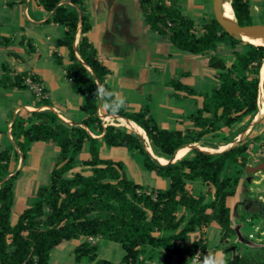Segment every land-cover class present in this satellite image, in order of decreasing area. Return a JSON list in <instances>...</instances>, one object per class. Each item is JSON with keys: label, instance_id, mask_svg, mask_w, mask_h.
Listing matches in <instances>:
<instances>
[{"label": "trees", "instance_id": "16d2710c", "mask_svg": "<svg viewBox=\"0 0 264 264\" xmlns=\"http://www.w3.org/2000/svg\"><path fill=\"white\" fill-rule=\"evenodd\" d=\"M34 2L46 15L50 14L44 23L53 22L65 28L56 44L68 50L65 76L70 79L73 91L86 96L79 107L85 117L81 124H69L55 110L35 109L27 118L12 121L13 140L15 130L23 137L15 141L23 161L25 149L34 141H51L59 147V155L49 183L38 188L37 199L21 210L13 223L10 214L14 180L19 171L6 178L12 173L11 153L7 148L0 150V264H49L52 249L64 241L81 238L73 249L75 260L86 257L92 264H144L153 258L156 249L164 252L162 264H171L173 257L177 264H193L196 258L203 260L214 255L207 234L210 222L217 221L221 227L220 244L236 234L227 199L236 193L239 174L247 165L248 143L241 142L220 153L192 147L175 162L161 164L150 157L135 132L124 126L105 124L100 114L131 119L143 128L153 151L170 158L180 146L198 142L220 126H230L258 112L264 44L248 32L242 33L240 39L233 37L214 15L202 18L198 27L183 12L182 0H138L149 28L168 38L176 48L197 54L225 43L234 57L230 64L217 54L207 58L206 64L216 71L218 80L210 94L198 93L177 78L166 83L175 90H186L187 94L182 96L185 99L189 95L201 97L200 105L187 117L190 128L168 129L158 124L148 104L135 111L127 110L124 105L117 112L104 107L105 99L98 89L104 88L111 94L110 101L118 99L107 82L110 68L87 37L92 28L87 0ZM222 11L224 17L235 16L240 24L253 23L249 0H226ZM0 42L9 45L12 39L2 37ZM27 44L29 50H35L32 43ZM238 45L244 49H238ZM28 78L33 83L41 82L36 73L22 72L15 74L8 85L28 88ZM39 88L43 95L45 88ZM40 100L44 103L39 106H50L47 97ZM100 143L139 152L145 168L169 177V186L148 187L129 179L122 161L100 156ZM85 147L89 157L81 165L89 168V174L73 171L76 156ZM232 166L239 169L227 171ZM195 180L204 184L205 192L194 193L188 183ZM89 237L119 243L123 250L121 260L115 263L97 259V241L92 242ZM226 261L227 264H264V258L238 253L230 254Z\"/></svg>", "mask_w": 264, "mask_h": 264}, {"label": "rangeland", "instance_id": "374dc122", "mask_svg": "<svg viewBox=\"0 0 264 264\" xmlns=\"http://www.w3.org/2000/svg\"><path fill=\"white\" fill-rule=\"evenodd\" d=\"M249 1L252 6L253 23H264V0ZM99 2L107 14H104V10L102 13L97 10ZM87 5L93 24L89 36L91 41L100 47L102 41L99 40V44L98 39L101 37L102 26L110 37V40H103L104 44L100 50L110 54V59L106 63L112 70L108 76V83L115 90L117 98L124 99L125 108L135 111L148 104L160 126L182 131L190 128L192 125L187 117L200 105L201 97L189 95L185 99L182 96L187 94L186 90H175L166 83L177 78L198 93L210 94L218 80L216 71L206 64V60L212 54H217L229 63L232 61L231 57L234 59L231 48L225 43H219L215 50L210 49L197 54L176 48L168 38L149 28L138 0H87ZM183 5V12L193 18L198 27L202 18L214 15L212 0H183ZM26 6L28 9L25 12ZM36 11L38 10L34 0H0V40L2 37L12 39L9 45L0 42V150L6 148L10 150L13 157L11 172L19 171L13 188L14 201L10 214L13 223L21 210L37 199L38 188L49 183L51 171L58 160L59 147L51 141H34L25 149V159L22 160V154L15 141H21L23 137L17 135V130L15 141L9 136L8 121L15 118L18 120L27 112L22 107L21 112L15 113L14 108L17 105L32 103L39 106L44 101L40 100L42 95L38 96L29 83L28 88L22 89L10 87L8 84L14 80L17 73L41 74L42 77L39 76L48 89L49 104L60 105L59 98L67 99L68 103L63 105L62 110L74 119L82 114L76 106L78 97L86 100V96L72 91L69 83L65 82L63 70L66 66L61 61V55L67 53V49L56 44V39L63 36V25L53 22L36 24L31 19L36 16ZM27 43L38 46L37 54H34L36 49L34 51L28 49ZM237 48L244 49L242 45H238ZM260 87L264 92V76L261 78ZM263 100L264 96H261L258 110ZM25 109L32 110L28 107ZM256 115L257 113L251 117L247 116L230 126L222 125L215 133L191 143L192 147L201 148L200 146L207 145L209 147L206 148L215 149L233 141H235L233 146L244 141L248 143L247 165L239 174L236 193L227 199V205L231 208V223L235 228L238 227L244 239L235 234L220 244L221 227L217 221L210 222L207 228L209 245L217 257L223 254L227 258L230 254L238 253L256 259L264 258V219L260 215L264 213V111L255 119ZM103 121L105 124L110 123L104 118ZM122 124L118 126L130 130L124 122ZM248 126L249 132L238 139ZM226 140L229 142L220 144ZM99 146L102 158L124 163V172L129 179L148 187L169 186V177L157 175L145 168L143 156L139 152L126 147L108 146L105 143H100ZM88 157L89 152L85 147L76 156L73 171L83 170L85 174H89V168L81 165ZM232 167L227 171L239 169L238 166ZM253 167L257 169H252ZM188 184L194 193L205 192V186L200 180ZM96 241L97 259L105 258L115 263L121 260L123 250L119 243L104 238H97ZM78 242V239H70L52 249L49 264H92L86 257L79 261L75 260L73 249ZM163 257L164 252L156 249L153 251V258L144 264H162ZM171 264H177L175 257L172 258Z\"/></svg>", "mask_w": 264, "mask_h": 264}, {"label": "crops", "instance_id": "0c3cea01", "mask_svg": "<svg viewBox=\"0 0 264 264\" xmlns=\"http://www.w3.org/2000/svg\"><path fill=\"white\" fill-rule=\"evenodd\" d=\"M22 1V0H21ZM183 1V0H182ZM34 5L36 6V8H37V10L38 11H36V16L34 17V18H31L32 20H33V22H35L36 24H51V23H44V20L46 19V18H48L49 16L48 15H46L45 14V12L43 11V9L36 3V2H34ZM86 7H87V12H88V15H89V17H90V21H91V15H90V13H89V9H88V5H86ZM102 7V5H101V3L99 2V6L97 7V10H100L99 11V13L101 12H103V10H104V14H107L106 13V10L105 9H102L101 8ZM27 6L25 7V12L27 11ZM36 10V9H35ZM101 15V14H100ZM107 16V15H106ZM104 18V17H103ZM55 24H57V23H55ZM91 24H92V22H91ZM64 27V26H63ZM92 28H93V24H92ZM92 28H91V30H92ZM64 30H65V28H64ZM91 30H89L88 32H87V37H88V39H89V41L95 46V48H96V50H97V53H98V55L100 56V58L103 60V62L106 64L107 63V61L110 59V54H107V53H104V52H102L101 50H100V47L101 46H103V40L104 41H106V40H108L110 37H109V35H108V32L105 30V28H104V26H102L101 27V31L100 32H102L101 33V37H100V39H98V43L100 44V41H102L101 42V44H100V47L98 46V44H95V43H93V41H91V39H90V33H91ZM105 31V32H104ZM64 34V33H63ZM79 38V33L77 34V39H76V41H75V44L77 45V43H78V39ZM100 40V41H99ZM110 40V39H109ZM34 47H35V49H36V51L34 52V54H37V51H38V46L36 45V44H34ZM61 47H63V46H61ZM65 48V47H64ZM67 49V48H66ZM66 56H67V58H68V50H67V53H65V54H62L61 55V61H62V63H64L65 64V66H67L68 65V63H69V59H68V62H66ZM231 62H233L234 61V59L231 57ZM230 61H229V63L228 64H230L231 63ZM107 65V64H106ZM108 66V65H107ZM109 67V66H108ZM110 68V67H109ZM63 72H64V74H65V69L63 70ZM111 72H112V70H111V68H110V73L108 74V76L111 74ZM32 73H34V72H32ZM40 76H41V74H39ZM40 76H39V79L41 80V82H40V84H38V83H36L39 87L40 86H42V87H44L45 88V92L43 93V95L42 96H45V97H47V98H49V96L47 95L48 94V89L45 87V85H44V82H43V80L40 78ZM108 76H107V82H108ZM42 77V76H41ZM65 82H66V84H68L69 83V85H70V87H71V84H70V79L69 78H67L66 76H65ZM28 84V83H27ZM109 84V83H108ZM30 87H31V85H29ZM111 87V86H110ZM112 88V87H111ZM71 90L73 91V89H72V87H71ZM113 91H114V93H115V90L113 89ZM75 92V91H74ZM76 93H78V92H76ZM81 94V93H80ZM115 95H116V98H117V94L115 93ZM118 99V98H117ZM119 100V99H118ZM58 102H59V104L60 105H56V104H51L50 103V106H36V105H34V104H32V103H25L23 106H16L15 108H14V111H15V113H19V112H21V108L23 107L24 108V110H26L27 112L26 113H24L22 116L23 117H25V118H27L29 115H30V112L32 111V110H40V109H52V110H55L57 113H58V115L60 116V117H62L65 121H67L69 124H73V123H77V122H80L84 117H85V113L84 112H82L81 110H80V105L81 104H83L84 103V99L82 100V98L81 97H78V103H76V106L79 108V110L82 112V114H80L79 115V118H77V119H74L72 116H70V115H67V114H65V112L62 110V107H63V105L64 104H67L68 102H67V99H62V98H59L58 99ZM67 102V103H66ZM26 107H28V108H32V110H27V109H25ZM125 107V106H124ZM16 117V116H15ZM11 123H12V120L11 121H8V131H9V136L10 137H12V134H11ZM47 141H49V140H47ZM11 158H13V157H11ZM83 239L81 238V239H78V241L79 242H81ZM96 240V239H95ZM78 242V243H79ZM77 243V244H78Z\"/></svg>", "mask_w": 264, "mask_h": 264}, {"label": "water", "instance_id": "95a60500", "mask_svg": "<svg viewBox=\"0 0 264 264\" xmlns=\"http://www.w3.org/2000/svg\"><path fill=\"white\" fill-rule=\"evenodd\" d=\"M224 1L226 0H212V6H213V12H214V17L217 20V22L232 36L240 39V35L242 33L245 32H253L255 33L256 36H260V37H264V23H250V24H240L236 17L234 16V18H226L223 15V11H222V5L224 3ZM232 0H230L231 2ZM232 6V5H231ZM50 14H48L49 16ZM262 68V67H261ZM260 76H261V70H260ZM100 103H101V97H100ZM100 107V104H99ZM106 115H111V114H106ZM106 115H102L101 117L104 118ZM115 116H120V115H115ZM123 117V116H121ZM125 118V117H124ZM77 124H81L80 122H77ZM138 135V137L140 138L143 147L147 150V152L149 153L150 157L156 162V163H161V164H166V163H173L177 160L176 154L177 151L180 147L186 146V145H191L192 144H186L183 146H180L179 148H177L174 153L172 154V156L170 158H167L166 162H162L160 161V159L158 158V156H156L152 151L148 150L147 148V142L145 137L140 134V133H136ZM233 147V146H232ZM192 148V147H191ZM199 148V147H197ZM231 148V147H230ZM201 149V148H199ZM229 149V148H228ZM203 150V149H201ZM226 150V149H225ZM207 151V150H204ZM224 150H221L220 152H222ZM212 153L211 151H207ZM252 169H257V167H253ZM74 170V169H73ZM14 173L9 174L6 178H8L9 176L13 175ZM5 178V179H6ZM2 183V182H1ZM236 230V234L238 235V237L240 239H244L238 229V227L235 228Z\"/></svg>", "mask_w": 264, "mask_h": 264}, {"label": "bare ground", "instance_id": "6f19581e", "mask_svg": "<svg viewBox=\"0 0 264 264\" xmlns=\"http://www.w3.org/2000/svg\"><path fill=\"white\" fill-rule=\"evenodd\" d=\"M248 33L250 35L254 36L256 39H258L260 42H262L264 44V37L256 36L255 33H253V32H248ZM263 76H264V61H263L262 68H261V78H263ZM263 111H264V100L260 103L259 110L257 112V115H256L255 119L258 118L259 115ZM104 119L105 120H109L110 123H114L116 125H123L122 123L124 122L130 128L131 131H133L135 133H140V134H142L145 137L146 142H147L146 144H147L148 150L152 151L156 156H158L160 161H162V162H166L167 161V158H165L163 156H159L153 151L152 146H151V144H150V142L148 140V137L146 136L145 131L143 130V128L140 127L139 125H137L131 119H127V118H124V117H121V116L115 117L114 115H106L104 117ZM249 130H250V126H248V128L239 135L240 137H238V139L241 138L242 136H245L249 132ZM234 143H235V141L230 142V143H228L226 145H223L221 148H218V149L206 148V147H209L207 145H205V147H203V146H200V147L202 149H204V150L220 151V150H224L226 147L233 146ZM191 147H192L191 145H186V146L180 147L178 149V151H177V154H176L177 159L183 157L190 150Z\"/></svg>", "mask_w": 264, "mask_h": 264}, {"label": "clouds", "instance_id": "9594fccd", "mask_svg": "<svg viewBox=\"0 0 264 264\" xmlns=\"http://www.w3.org/2000/svg\"><path fill=\"white\" fill-rule=\"evenodd\" d=\"M98 94L103 95V97L105 99L104 107L109 109L111 112H117L119 110V108L123 107V105H124V99L123 98H121L119 100H111L110 101V95L111 94H109L104 88L98 89ZM193 264H227V261H226V257H224V255L221 254L218 257L215 255L206 256V257H204L203 260L196 258L193 261Z\"/></svg>", "mask_w": 264, "mask_h": 264}, {"label": "built area", "instance_id": "2783aa9c", "mask_svg": "<svg viewBox=\"0 0 264 264\" xmlns=\"http://www.w3.org/2000/svg\"><path fill=\"white\" fill-rule=\"evenodd\" d=\"M27 83H29V85H31V87L34 89V91L37 93L38 96L41 95L40 88H39V86L36 83H33L29 78L27 79ZM261 96H264V92H263V88L262 87H260L258 101H259ZM88 239L90 241H94L96 238L95 237H89Z\"/></svg>", "mask_w": 264, "mask_h": 264}, {"label": "flooded vegetation", "instance_id": "af4514ba", "mask_svg": "<svg viewBox=\"0 0 264 264\" xmlns=\"http://www.w3.org/2000/svg\"><path fill=\"white\" fill-rule=\"evenodd\" d=\"M260 215H261V217H263V219H264V213H260Z\"/></svg>", "mask_w": 264, "mask_h": 264}]
</instances>
